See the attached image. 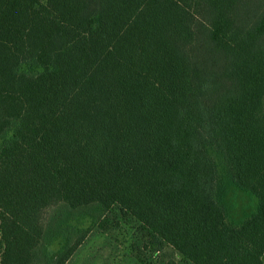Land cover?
<instances>
[{
    "label": "trees",
    "instance_id": "1",
    "mask_svg": "<svg viewBox=\"0 0 264 264\" xmlns=\"http://www.w3.org/2000/svg\"><path fill=\"white\" fill-rule=\"evenodd\" d=\"M116 209L264 264V0H0V264H70Z\"/></svg>",
    "mask_w": 264,
    "mask_h": 264
},
{
    "label": "rangeland",
    "instance_id": "2",
    "mask_svg": "<svg viewBox=\"0 0 264 264\" xmlns=\"http://www.w3.org/2000/svg\"><path fill=\"white\" fill-rule=\"evenodd\" d=\"M70 264H192L172 247L154 252L139 222L114 210L103 229H95Z\"/></svg>",
    "mask_w": 264,
    "mask_h": 264
}]
</instances>
